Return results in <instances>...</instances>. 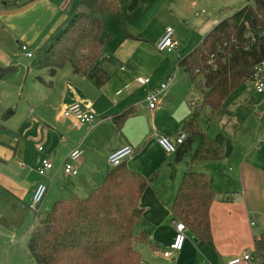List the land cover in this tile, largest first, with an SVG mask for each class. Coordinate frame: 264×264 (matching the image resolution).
I'll return each mask as SVG.
<instances>
[{
	"label": "crops",
	"instance_id": "0c3cea01",
	"mask_svg": "<svg viewBox=\"0 0 264 264\" xmlns=\"http://www.w3.org/2000/svg\"><path fill=\"white\" fill-rule=\"evenodd\" d=\"M205 1L210 4L236 5L241 0H141L134 13L128 12L125 15L122 10L119 19L113 18L120 21L121 29L120 37L117 35L114 43L109 42L105 59L101 62L111 75L105 85L98 88L86 77L74 74L70 65L58 71L52 78V85L41 81L49 87L61 85L62 92L59 93L56 105L38 102L36 113L30 109L28 114L22 115L16 126H11V131L6 126L0 131V194H3L0 196H8L10 201L28 203L29 207L37 185L44 181L48 191L40 209L42 206L48 208L60 199L72 196L81 198L103 184L106 174L113 169L108 162L109 156L126 145H131L135 153L124 162L130 169L146 177L156 174L153 185L162 170L169 168L170 171H175L174 164L170 162L171 155L159 145L158 137L175 139L185 133V124L201 104H191L200 99L196 98L198 78L192 80L185 72L186 77L176 81V73H171L174 57L170 55L178 53L180 46L174 53H161L156 46L164 34L154 38L146 29L140 32L125 21L127 17V21H151L156 16L155 5L158 3L170 8V13L176 20L186 21ZM23 2L19 0L18 5H15L13 0H7L3 4L4 7L0 9V29L5 36L15 39L19 46L26 44L38 54L33 67L39 69L40 60L79 0ZM127 5L129 7L130 3ZM203 11L196 14H200L199 17L201 14H208L206 10ZM208 19L222 22L226 18L219 20L218 16H212ZM108 26L109 22L106 30ZM166 54L169 56H165ZM4 55L6 51L0 45V67L12 65ZM47 76L48 80L43 77H38V80L43 78L48 82V72ZM156 76L162 83L170 77L173 82L163 93L158 108L150 110L145 97L159 86ZM140 77L148 78L150 82L140 85L137 83ZM258 95L264 101V93ZM76 102L95 109L96 121L92 125H78L76 121L63 117L64 110ZM41 106L45 110L53 109L55 116L46 115L40 110ZM129 110L133 113L132 116L122 126H117L113 117ZM245 110L249 112L247 108ZM10 113L6 120L16 115L17 111ZM233 115H225L227 120L221 121V131L231 127V123L244 124L248 121L244 115L240 120L232 122ZM244 129L232 133L234 148L229 158L194 164L197 171L212 177L213 187L220 193L210 209L212 247L197 240L187 230L190 236L187 235L182 251L173 258H165L163 252L176 237L172 204L179 186L168 201L159 195H153L148 189L145 191L141 198L143 221L137 232H147L149 243L144 247L153 252L154 264H230L233 259L247 253L251 255V260L241 264H264L255 251L254 244L255 238L264 235V123L253 122L249 132L245 126ZM238 134L241 135L235 142ZM39 147H44V151H39ZM77 147L85 151L81 161L76 164L79 173L77 176H68L64 172V162ZM44 159H50L54 169L42 177L38 168ZM171 178H174L173 172ZM1 213L2 211L0 215ZM20 222L21 230L28 226L26 235L29 240L35 217L34 222H30L29 218ZM251 223L256 225L251 226ZM141 255L143 259L144 255ZM11 263L10 255L7 258L0 257V264Z\"/></svg>",
	"mask_w": 264,
	"mask_h": 264
},
{
	"label": "trees",
	"instance_id": "16d2710c",
	"mask_svg": "<svg viewBox=\"0 0 264 264\" xmlns=\"http://www.w3.org/2000/svg\"><path fill=\"white\" fill-rule=\"evenodd\" d=\"M13 1L18 5L19 0ZM125 1L79 0L38 65L47 69L50 81L39 80L52 85L58 71L70 65L74 74L86 77L98 88L105 85L111 78L101 63L111 39L106 26L111 18H120ZM140 2L131 0L130 13ZM258 29L264 30V0H247L242 9L220 22L190 54L178 60L192 80L203 77L205 91L199 110L185 124L187 140L176 154L178 162L188 155L191 162L172 212L174 221L184 223L197 240L210 247V209L220 193L213 187L212 177L197 171L194 164L227 159L234 145L233 134L226 133L225 128L214 139L209 138L199 123V114L205 106L219 112L234 91L253 80L257 65L264 62V42L253 43L246 50L245 35ZM17 70L14 64L1 66L0 84ZM132 114L129 110L116 115L114 122L122 126ZM237 124L238 131L245 130L242 122ZM155 178L156 174L146 177L124 162L108 172L103 184L88 197L60 199L44 216L36 213L28 240L30 257L37 264H143L138 246L147 245L149 236L137 232L143 221L141 198ZM254 244L264 261V235L255 238Z\"/></svg>",
	"mask_w": 264,
	"mask_h": 264
},
{
	"label": "rangeland",
	"instance_id": "374dc122",
	"mask_svg": "<svg viewBox=\"0 0 264 264\" xmlns=\"http://www.w3.org/2000/svg\"><path fill=\"white\" fill-rule=\"evenodd\" d=\"M12 1V0H10ZM23 4L29 2V0H23ZM31 1V0H30ZM141 1V0H140ZM152 1V0H149ZM160 1V0H158ZM7 0H0V9H2ZM148 2V0H146ZM127 3L131 1H125L122 4V10L125 15L129 11ZM246 0H241L236 3V5H221V4H210L206 1L199 6L198 9L193 11V15L188 18V20H176L174 16L170 13V8L162 6V3L156 4L155 13L156 16L151 19V21H127L126 23L132 24V27L137 28L140 32L146 29L150 36L154 38L165 34L166 30L172 28L174 31V38L180 46V51L174 53L170 56L174 57V68L171 73L177 75L176 81L181 78L186 77L185 71L181 67H177V59L184 58L188 53L191 52L198 44H200L205 36L211 32L210 30L220 21H208V17L218 16L223 20L229 16H232L240 8L244 7ZM145 7V6H144ZM203 10L208 12L207 15L201 14L197 16L196 12L201 13ZM143 11V10H142ZM215 12V14H214ZM121 17V16H120ZM1 27V23H0ZM120 21L117 22L113 18L109 21V26L107 27L106 34L112 37L111 42H115L117 35L120 37ZM109 43V44H110ZM0 45L4 51H6V57L8 63H13L18 65L19 69L17 72L11 73L3 80L0 85V131H3V127H7L11 131V126H16L18 120L24 114H28L30 109L37 112V103L41 102L46 105H56L58 102L59 93L62 92V86L49 87L48 85L42 83L38 80V77H43L48 80L47 69H36L33 67V63L37 60L38 54L33 52V58L29 59L23 53L21 46L15 39L5 36L0 29ZM112 50V49H111ZM165 56H169L166 54ZM159 86L162 84L158 77H155ZM166 80V78H165ZM166 80L164 83H166ZM203 77H199L196 80L198 84V91H196V98L202 100L203 92L205 87L202 84ZM252 100V101H251ZM261 96L258 95L256 90V82L251 80L247 82L242 88L233 93L223 108L215 113L205 106L199 114V123L202 129L207 133V136L214 139L219 131H221V121H226L225 115H233V121L240 120L241 117L247 116V120L244 122L246 130L250 131V125L253 122H263L264 116H262V111L264 110V101H262ZM242 107V109H240ZM245 108L249 110L246 111ZM239 109L241 110L240 113ZM42 111L46 115L50 114L51 117L55 116L53 109L43 108ZM17 111L16 115H13L6 120L10 112ZM231 127L225 129V132L235 133L239 130V125L231 123ZM236 137L235 142L239 139L241 134ZM170 162L174 164L175 171H170L169 168L164 169L160 173L159 179L155 184L148 188V192L151 191L153 195H159V197L164 198L168 201L174 194L176 188H178L181 183L184 173L187 171V166L191 162V156H186L182 161L176 160V154L169 156ZM174 173V178H171V173ZM90 194V193H89ZM88 195H82L81 198H86ZM3 195V194H0ZM53 204L48 207H41L39 212L42 216L46 214L52 208ZM0 257L7 258L10 255L11 264H37L34 259L30 257L27 250V227L21 230L22 222L20 220H25L29 218L30 222H34V217L36 213L29 209L28 203H23L21 201H10L8 196H0ZM187 235L190 236L189 232ZM139 251L143 254L144 264H154L153 262V252L142 245L138 246ZM172 263V262H171ZM174 263V262H173ZM175 264V263H174Z\"/></svg>",
	"mask_w": 264,
	"mask_h": 264
},
{
	"label": "built area",
	"instance_id": "2783aa9c",
	"mask_svg": "<svg viewBox=\"0 0 264 264\" xmlns=\"http://www.w3.org/2000/svg\"><path fill=\"white\" fill-rule=\"evenodd\" d=\"M203 13H206L203 11ZM200 14H197L199 16ZM246 43L245 49L249 50L253 43L258 41L264 42V30L258 29L256 31H250L245 35ZM157 50L161 53H174L178 50L179 44L174 38V31L172 28H168L158 42L156 46ZM21 49L27 58L33 57V52L26 44L21 45ZM200 73L199 71H197ZM253 81L256 82V90L259 94L264 93V62L257 65L256 72L253 77ZM150 82V79L140 77L137 79V83L140 85H145ZM173 82V78H169L166 83H162L160 86L154 88L145 97V101L150 110H155L158 108L161 97L163 93L167 90L170 83ZM201 99L198 101H192V106L199 105ZM262 116H264V110L262 111ZM63 117L66 119H71L76 121L78 125L90 124L92 125L96 121V111L92 107H87L81 102H76L69 105L63 112ZM187 140L186 133H181L175 139L169 138L167 136H159L158 143L162 149L169 155L176 154L179 148ZM39 151L43 152L44 147H39ZM85 151L77 147L73 149L68 155L64 162V172L68 176H77L78 169L76 164L81 161L84 156ZM135 153V149L131 145H126L120 149L115 150L109 156L108 162L112 168L120 166ZM54 169V164L50 159H44L38 168V173L40 176L45 177L47 173ZM48 191L47 184L43 181L40 182L34 192L31 203L29 204V209L38 213L40 210V205L42 204ZM255 223H251V226H255ZM174 226L176 230L175 241L163 252V256L167 259L173 258L177 253L181 252L187 239V228L184 223L174 221ZM251 260V255L247 253L243 257L233 259L230 264H241Z\"/></svg>",
	"mask_w": 264,
	"mask_h": 264
},
{
	"label": "water",
	"instance_id": "95a60500",
	"mask_svg": "<svg viewBox=\"0 0 264 264\" xmlns=\"http://www.w3.org/2000/svg\"><path fill=\"white\" fill-rule=\"evenodd\" d=\"M10 114H12V113H10Z\"/></svg>",
	"mask_w": 264,
	"mask_h": 264
}]
</instances>
